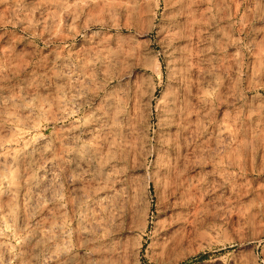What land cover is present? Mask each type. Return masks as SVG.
I'll list each match as a JSON object with an SVG mask.
<instances>
[{
	"label": "clouds",
	"instance_id": "obj_1",
	"mask_svg": "<svg viewBox=\"0 0 264 264\" xmlns=\"http://www.w3.org/2000/svg\"><path fill=\"white\" fill-rule=\"evenodd\" d=\"M0 264H264V0H0Z\"/></svg>",
	"mask_w": 264,
	"mask_h": 264
},
{
	"label": "rangeland",
	"instance_id": "obj_2",
	"mask_svg": "<svg viewBox=\"0 0 264 264\" xmlns=\"http://www.w3.org/2000/svg\"><path fill=\"white\" fill-rule=\"evenodd\" d=\"M47 53L45 52V55ZM29 71L28 68H25V67H20L19 70H18V75H17V79H22L26 73ZM45 135H47V132L45 133Z\"/></svg>",
	"mask_w": 264,
	"mask_h": 264
}]
</instances>
